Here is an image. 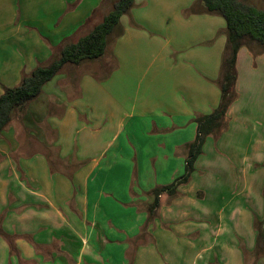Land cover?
Masks as SVG:
<instances>
[{"label":"crops","instance_id":"1","mask_svg":"<svg viewBox=\"0 0 264 264\" xmlns=\"http://www.w3.org/2000/svg\"><path fill=\"white\" fill-rule=\"evenodd\" d=\"M191 1L196 0L184 8ZM97 2L0 0V96L75 43L79 37L71 39ZM132 12L134 26L151 28L150 12ZM187 16H172L183 30L177 45L185 54L166 69L169 79L161 77L159 105L148 108L154 99L149 95L138 115L123 114L108 127L103 115L110 119L120 109L86 87V103L76 102L81 118L71 102L58 119L53 115L64 92L55 76L12 118L0 139V264H248L257 252L256 223L264 229V51H238L239 95L215 150L208 137L188 184L175 197L161 194L151 213L146 207L152 189L182 175L195 117L210 114L220 100L214 81L226 44L224 27L218 42L208 46L219 21L207 14ZM126 19L120 18L124 30L116 45L129 43L138 51L140 33ZM89 102L103 114L90 110ZM27 136L45 150L56 148L62 168L51 170L44 151L24 154L21 140ZM68 165H75L70 173ZM257 261L264 264V256Z\"/></svg>","mask_w":264,"mask_h":264},{"label":"rangeland","instance_id":"2","mask_svg":"<svg viewBox=\"0 0 264 264\" xmlns=\"http://www.w3.org/2000/svg\"><path fill=\"white\" fill-rule=\"evenodd\" d=\"M187 1L189 0H135L131 9L133 11L132 13L137 11L141 13L150 12L153 15L151 28L145 26L143 27L137 23L136 26H134L131 14L124 15L127 18L126 21L128 22V27H134L140 33L139 38H137V46H139V50L136 51L133 49L129 46V43L122 47H117L116 40L122 36L124 30L121 26V28L115 30V32L108 37L105 53L101 58L93 61L82 62L78 66L66 65L57 75L58 77L55 81L58 89L61 92H64L65 96L62 94L64 100H61L64 102L58 104L59 113H55L53 116L58 119L61 118V113L64 112L66 104L71 102H74L72 109L76 112L77 117L79 114H82L78 110L79 103L76 104V102L82 101V104L86 103V101L82 99V92L85 93L84 89L86 87L88 90L91 89L95 93L106 94L107 102L109 101L111 107L113 108V103L115 102L117 105L116 110L120 109L119 112L117 114L115 113V116L110 119H107L105 114L103 115L102 122L103 124L108 125V127L118 123V119L123 114H132V116L138 115L143 108L141 103L147 102L146 98L147 96L149 97V95L154 97V99L151 101L149 99L150 103L148 108L151 109L155 105H159L161 101L155 97L159 95L161 91V77H163V79H169L170 74L165 72L166 69L168 67L176 66L183 60V55L185 54L184 49L181 48L180 45H177V39L180 37V33L183 30L179 28L176 20L172 16L177 14L180 18L186 20L189 17L187 15L196 11L199 7V1L196 0L194 2L191 1L189 6L184 8ZM239 1L253 6L258 10L264 11V0ZM111 5L112 0H98L96 7L90 14V17L84 21L83 26H81L74 34L71 41L75 42L78 37L80 38L86 35L96 24L100 23L103 16L109 12ZM192 14L200 13L195 12ZM211 17H213L212 19L218 20L221 26L218 27L215 35L208 40V46L214 45L218 42L222 36L221 28L224 27L223 29H225L223 18L217 15H213ZM149 29L154 30L151 31ZM121 30L122 33L118 35ZM58 55L59 53L57 52L53 53V58L51 60H55ZM49 63L47 64L49 65ZM82 77L86 78L87 84L83 83L80 85ZM150 79L153 83L151 84L150 89H148L146 83ZM218 80L219 76L214 81L216 87H219ZM235 87L236 82L234 90L237 98L239 93H237ZM48 89L50 90V88ZM243 100H245V98H243ZM89 105L90 110L92 109L94 113H98L99 115L103 114L94 107L92 102H89ZM104 107L105 104H103L99 110ZM18 114L19 110H15L12 113L13 120ZM80 118L81 117L79 116L78 119ZM17 120L19 119L17 118ZM14 129L17 131L16 125L14 126ZM19 130L21 129L19 128ZM18 135L22 137L21 132H18ZM107 135H109V132ZM260 135L262 136L264 133ZM53 139L54 138H52V140ZM31 140L33 139L29 136L21 140L22 147L19 145L21 147V151L28 156L33 154L44 155L42 152L44 151L46 156L48 154L47 157L50 160L51 165L50 169L60 170L59 168L61 165L58 164L57 149L51 147L50 149L45 150L44 147H38V145H35L34 141ZM208 141V143H212V150H215V138L211 136ZM23 145L26 147H23ZM15 154H17V152ZM83 166H85V164ZM74 169L75 165L69 166L67 167V172L70 173ZM262 195L264 198V189ZM149 197L150 200L153 199L152 196ZM148 205H146V207H148ZM256 249L257 252L251 253L248 264H257L258 257L264 256V247L259 249L258 246H256ZM253 257L256 259H253Z\"/></svg>","mask_w":264,"mask_h":264},{"label":"trees","instance_id":"3","mask_svg":"<svg viewBox=\"0 0 264 264\" xmlns=\"http://www.w3.org/2000/svg\"><path fill=\"white\" fill-rule=\"evenodd\" d=\"M198 1V9L191 14L198 12L217 15L223 18L225 23L226 44L218 80L220 100L216 109L210 114L195 117L196 132L193 141L187 144L184 171L169 185L156 187L149 192L153 197L148 205L150 213L159 206L161 194L175 197L177 188L188 184L194 172L195 163L202 154L205 140L211 136L217 139L226 131V115L229 107L236 100L234 85L237 78L235 64L238 51L244 47L253 56L264 51L263 10H258L239 0ZM134 2L135 0H112L109 12L86 35L80 37L75 43L64 45L55 60L48 66L37 67L28 76L22 77L17 87L4 89L0 96V139L3 130L12 120V113L15 110H19L20 113L29 103L36 100L43 86L57 76L66 65L78 66L82 62L97 60L103 56L108 37L121 28L120 18L130 13ZM121 33L122 30L118 35ZM256 231V246L264 247V229L260 223H256Z\"/></svg>","mask_w":264,"mask_h":264}]
</instances>
